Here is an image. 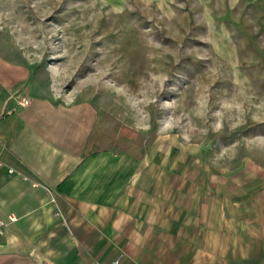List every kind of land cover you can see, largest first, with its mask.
I'll return each instance as SVG.
<instances>
[{
	"label": "rangeland",
	"instance_id": "374dc122",
	"mask_svg": "<svg viewBox=\"0 0 264 264\" xmlns=\"http://www.w3.org/2000/svg\"><path fill=\"white\" fill-rule=\"evenodd\" d=\"M0 53L209 207L264 179V0H0Z\"/></svg>",
	"mask_w": 264,
	"mask_h": 264
},
{
	"label": "crops",
	"instance_id": "0c3cea01",
	"mask_svg": "<svg viewBox=\"0 0 264 264\" xmlns=\"http://www.w3.org/2000/svg\"><path fill=\"white\" fill-rule=\"evenodd\" d=\"M18 71L0 53V264H264V179L209 207L171 165L93 147L87 105H20Z\"/></svg>",
	"mask_w": 264,
	"mask_h": 264
},
{
	"label": "built area",
	"instance_id": "2783aa9c",
	"mask_svg": "<svg viewBox=\"0 0 264 264\" xmlns=\"http://www.w3.org/2000/svg\"><path fill=\"white\" fill-rule=\"evenodd\" d=\"M30 104V99L27 97H23L20 100V105L22 106H28ZM17 220V217L15 215H10L7 219V221H0V236L4 234L5 228L8 226V224L15 222ZM112 264H117V262L112 263Z\"/></svg>",
	"mask_w": 264,
	"mask_h": 264
}]
</instances>
